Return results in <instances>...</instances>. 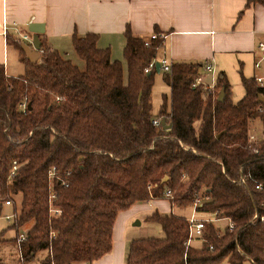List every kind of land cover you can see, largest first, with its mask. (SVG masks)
<instances>
[{
  "label": "trees",
  "instance_id": "trees-1",
  "mask_svg": "<svg viewBox=\"0 0 264 264\" xmlns=\"http://www.w3.org/2000/svg\"><path fill=\"white\" fill-rule=\"evenodd\" d=\"M125 37L127 83L122 62L99 47L97 34L73 37L85 71L50 47L45 34L35 64L22 39L8 40L20 51L25 73L9 77L0 66V216L3 195L21 199L11 228L28 226L23 263L94 264L112 252L121 212L162 200L188 208L200 197L198 212L219 211L237 228L220 233L208 224L204 246L187 248L188 219L155 211L148 221L159 224L165 237L133 240L126 264H264V189H256L264 186V137L257 152L249 141L254 120L264 136V88L242 77L246 94L234 102L227 78L220 77L214 97L203 86L193 87L202 65L172 63L164 76L170 99L154 117L157 54L164 40L146 47L129 30ZM162 120L171 129L164 130ZM52 194L61 211L56 218L50 214Z\"/></svg>",
  "mask_w": 264,
  "mask_h": 264
},
{
  "label": "crops",
  "instance_id": "crops-1",
  "mask_svg": "<svg viewBox=\"0 0 264 264\" xmlns=\"http://www.w3.org/2000/svg\"><path fill=\"white\" fill-rule=\"evenodd\" d=\"M249 1L0 0V66L5 68L7 76L13 77L8 73L11 66L8 40L22 39L24 35L33 39L28 30L29 23L33 22L45 25V39L53 49L52 43L62 38L73 41L74 35L97 34L101 45L126 43L128 30L145 40L159 32L164 41L157 62L162 66L164 63L169 66L200 64L199 76L204 85H209L204 83V75L226 77L229 82V72L233 69L241 75V80L252 72L256 79L262 77L257 75L259 69L255 64L261 58L259 44L264 43V5ZM11 45L20 61V51ZM107 48L113 53L112 45ZM209 63L214 67L213 73L205 71ZM162 202L171 204L169 200ZM149 206V203L138 204L118 215L112 234V252L94 264H126L133 241L129 239V225L134 216L148 221L158 211L142 215ZM160 214L175 215L172 205Z\"/></svg>",
  "mask_w": 264,
  "mask_h": 264
},
{
  "label": "rangeland",
  "instance_id": "rangeland-1",
  "mask_svg": "<svg viewBox=\"0 0 264 264\" xmlns=\"http://www.w3.org/2000/svg\"><path fill=\"white\" fill-rule=\"evenodd\" d=\"M54 49H56L61 56L71 61L75 66H77L80 70L85 71L86 70V63L78 57L76 54L72 41L69 38H62L58 39L55 43H52ZM110 45L113 46V53L112 58L114 60L121 61L124 68V79L125 82H128V72H127V63L125 59V46L126 43H118L113 42L112 44L102 43L99 45L101 49H105L109 47ZM103 47V48H102ZM16 51L14 50L13 46H9V56H10V69L8 71L9 74H11L13 77H20L23 76L25 73L24 66L19 61L18 57H16ZM230 77L229 82L231 86V98L234 102L241 101L246 94L245 88L242 85L241 75L238 74V72H234L233 70H230ZM257 75H260L264 77V64L262 66V69L257 70ZM165 72L161 71L160 73L155 74L154 78V87H153V93H152V114L154 117H156L159 114L160 108L162 104L164 103L165 97L170 99L171 89L169 85L167 84L165 80ZM245 78H253L254 73L249 75H244ZM218 80V76L212 77L211 75H204V83L205 84H215ZM214 97H218V93L216 92L213 94ZM251 128L250 133L251 136H254L257 141L263 140V127L259 120H254L251 122ZM20 198H15L13 202V206H4L3 205V213L0 216V234L4 233L3 238L5 242L0 243V264H35L33 263H22L19 258V252L17 246L13 243V240L17 238V236H20L21 234H26L28 230V226L25 229H21L20 231H17L11 226L14 224V213L15 211L19 212L20 209ZM4 204V203H3ZM148 210L143 212L142 215L149 213V211L158 210L160 212H163L164 210L170 209V206L172 204H169L168 202H158L155 203L154 201L149 202ZM173 207V212L175 215H179L184 218H189L193 214H196V211L194 210L193 206L188 208H179L176 206ZM154 213V212H153ZM212 215V213H209ZM209 214H202L199 212L198 215L200 216H206L209 217ZM7 216L12 217L11 221H8L6 219ZM140 222V224H138ZM226 221H221L214 223L212 225H215L220 232V229L223 231L226 229L227 226ZM32 224H30L31 226ZM130 232H129V239L136 240V239H149V238H156V239H163L165 237V233L162 230V227L151 221H147L146 219L141 220L138 217H133L132 221L129 225ZM189 232V231H188ZM54 236V233H52V237ZM203 247L204 243H199L197 240L193 241L191 244V247ZM40 256V255H39Z\"/></svg>",
  "mask_w": 264,
  "mask_h": 264
},
{
  "label": "built area",
  "instance_id": "built-area-1",
  "mask_svg": "<svg viewBox=\"0 0 264 264\" xmlns=\"http://www.w3.org/2000/svg\"><path fill=\"white\" fill-rule=\"evenodd\" d=\"M4 31L7 33V26L5 27ZM159 39H163V36L161 34H153L148 40H145V46L149 47L150 44L152 43V41L155 40H159ZM22 40L32 46L33 43V39L30 38L27 35L22 36ZM259 50L261 52V58L260 60L255 64L256 69H261V67L264 64V43H260L259 44ZM153 67V65H151L146 72H149V70ZM162 69L164 72H168L170 70V66L167 63H164L162 66ZM214 67L211 63L205 65V71L207 73H213ZM258 84L260 87L264 88V77H258L256 78ZM198 86H203L205 91L207 92H211L213 94H215V90H216V84H209V85H204L203 84V80L201 76H198V78L196 79L195 83L193 84V87H198ZM20 108L25 111L27 109L26 104H21ZM153 124L156 127H160L161 126V121L155 120L153 121ZM250 143L252 144V150L257 152L258 148H257V139L254 136H250L249 139ZM16 170H17V164L16 162H14V166L12 168V178L15 177L16 175ZM55 174H56V170L53 168L50 170V179L54 180L55 178ZM244 180V179H243ZM256 189L258 190H263L264 186L262 184H258L256 186ZM3 197L5 198V201L3 202L4 206H13V201L9 198H7L6 195H3ZM168 197H172V194L170 192H168ZM56 196L54 194H52L51 198H50V214L52 217H58L61 215V211L59 209H57L56 207H54L53 205V201L55 200ZM202 203V198L198 197L195 200V203L193 205L194 210L196 211V214H193L189 219H188V223H189V235H188V241L186 243L187 248H189L192 244L193 241L197 240L199 243H204L205 239H204V235H205V229L207 228L208 224H214L217 222H221V221H226L228 224L226 226L227 229H229L230 231H233L237 228V225L232 221L231 218L229 217H225L223 214H221L219 211H216L214 213H212V215H210L209 213H202V214H209V217L206 216H200L198 215L199 212L197 211V208L199 207V205ZM258 216L255 215L253 220L251 222H254L255 220H257ZM6 219L8 221H11L12 217L7 216ZM261 221L264 222V217H261ZM223 232L222 230L220 231V233ZM26 240V234H21L18 238L17 244H18V249L19 251V256H20V260L22 261V256H21V243L24 242ZM211 250H213V247H210ZM254 261L251 260L249 263L250 264H254ZM224 264H229V263H224Z\"/></svg>",
  "mask_w": 264,
  "mask_h": 264
},
{
  "label": "water",
  "instance_id": "water-1",
  "mask_svg": "<svg viewBox=\"0 0 264 264\" xmlns=\"http://www.w3.org/2000/svg\"><path fill=\"white\" fill-rule=\"evenodd\" d=\"M28 30L33 34V43L32 46L23 43L21 45L24 50L26 57L33 63H37L40 58V52L42 49V42L40 40V36L45 34L46 28L44 24L40 23H29ZM157 72L161 71V64L159 62L156 63ZM226 94L224 90H221L219 94V102H223L225 100ZM259 102L264 105V96L260 97ZM162 125L164 130L171 129V125H167L165 120H162ZM168 178L166 177L163 181H166ZM140 224V222H138Z\"/></svg>",
  "mask_w": 264,
  "mask_h": 264
}]
</instances>
